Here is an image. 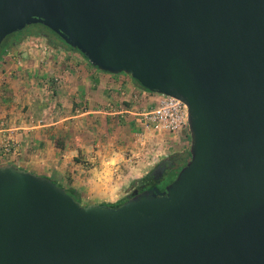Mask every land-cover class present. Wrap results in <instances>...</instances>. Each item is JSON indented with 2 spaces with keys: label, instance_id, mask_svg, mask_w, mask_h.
I'll return each instance as SVG.
<instances>
[{
  "label": "water",
  "instance_id": "obj_1",
  "mask_svg": "<svg viewBox=\"0 0 264 264\" xmlns=\"http://www.w3.org/2000/svg\"><path fill=\"white\" fill-rule=\"evenodd\" d=\"M37 24L184 103L189 160L117 207L0 166V264H264V0H0V46Z\"/></svg>",
  "mask_w": 264,
  "mask_h": 264
},
{
  "label": "crops",
  "instance_id": "obj_2",
  "mask_svg": "<svg viewBox=\"0 0 264 264\" xmlns=\"http://www.w3.org/2000/svg\"><path fill=\"white\" fill-rule=\"evenodd\" d=\"M49 46L15 43L5 49L0 59L3 64L0 67V143L9 139L13 144L10 154L3 155L0 151V166L14 165L49 178L65 191L80 192L81 185L68 183L76 173L68 175L61 172V168L68 167L69 161L76 162L77 152L80 155L86 153L79 144L75 145L79 149L72 148L70 138L66 140L69 127L77 122L75 119H79L80 126L93 128L92 122H98L94 118L100 117V121L108 126L113 116L121 113L129 117L142 116L143 113L138 114L134 109L144 102L154 108L158 96L143 89L128 75L96 69L74 50ZM56 79L59 83L55 82ZM34 82L42 83L39 84L43 87L41 91L47 97L56 98L63 116L59 119L52 117L44 124L32 123L40 113L39 103L32 99ZM180 136L183 147L189 144V132L185 130L171 139L175 141ZM56 142L63 147H56ZM189 147L190 144L188 156ZM182 161L187 162L185 159ZM77 164L73 170L78 169ZM81 193L86 192L82 190Z\"/></svg>",
  "mask_w": 264,
  "mask_h": 264
},
{
  "label": "rangeland",
  "instance_id": "obj_3",
  "mask_svg": "<svg viewBox=\"0 0 264 264\" xmlns=\"http://www.w3.org/2000/svg\"><path fill=\"white\" fill-rule=\"evenodd\" d=\"M33 27L40 26H28L25 28V32L20 37L21 40L19 42L50 45V48H52L50 42H53V46L68 49L53 32L46 29L42 31L43 37L28 36L29 32L27 30ZM18 33H14L15 35L8 37L10 39L7 38L4 43L2 42L3 46L0 48V53L4 46L15 44L12 38L17 36ZM74 53L85 59L78 51L74 50ZM1 66L3 64L0 62ZM39 84L34 82L32 85L34 87L32 99L39 103L40 112L35 119H32L33 124L48 123L52 117L59 119L64 115L62 107L59 108L58 103H56V98L47 97L46 93L41 91L43 89L42 85ZM4 96L6 99L8 98L7 95ZM152 109L148 102H144L134 110L136 113L142 114ZM43 110L45 111L42 112ZM141 118V115L129 117L128 114L121 113V115L113 116V120L107 124L108 126L100 121L102 118L97 117L94 119L98 120V122H92L93 128L85 125L80 126L78 124L80 123L79 119H75L77 120L76 124L74 123V125L69 127L67 131L69 137L66 140L70 138L72 148L79 144L80 148L85 150L86 153L85 155H80V152H77V156L74 157L76 162L69 161L68 167H65V169L61 168V172L68 175H71L72 172L76 173L73 178L70 177L68 183L70 185H81L82 190L86 193L82 194V190L80 192H75L71 189L66 191H74L77 197L69 195L81 205L115 204L126 199L133 189L141 185L144 182L143 179L151 173L157 163L169 157H181L185 161L189 160L188 146L190 141L189 144L186 143L183 147L181 145V136L173 141L171 139L172 134H162L160 136L149 134L144 130ZM76 149H79V147ZM9 158H7V161H10ZM76 163H78V169L73 170ZM184 164V161H182L177 171ZM173 175V173H168L166 177L169 176L171 178ZM55 184L62 187L58 183ZM67 189L69 188L67 187Z\"/></svg>",
  "mask_w": 264,
  "mask_h": 264
},
{
  "label": "built area",
  "instance_id": "obj_4",
  "mask_svg": "<svg viewBox=\"0 0 264 264\" xmlns=\"http://www.w3.org/2000/svg\"><path fill=\"white\" fill-rule=\"evenodd\" d=\"M59 83V79H56ZM156 106L142 114L144 130L152 135L162 134L175 135L181 131H188L187 107L180 100L171 97L158 95ZM13 149L11 140H3L0 143V151L8 155Z\"/></svg>",
  "mask_w": 264,
  "mask_h": 264
},
{
  "label": "flooded vegetation",
  "instance_id": "obj_5",
  "mask_svg": "<svg viewBox=\"0 0 264 264\" xmlns=\"http://www.w3.org/2000/svg\"><path fill=\"white\" fill-rule=\"evenodd\" d=\"M182 160H184L181 157H169L165 160L161 161L163 162V165L156 169L157 165L160 163H157L154 168L151 170V173L148 175L149 179L145 180L141 185H139L137 188L133 189L137 190L138 192H142L145 190H150L152 188H157L160 192H163L165 187L171 183L174 178L176 177L178 171V167L181 165ZM186 163V162H185ZM155 170V172H154ZM168 173H173V177L169 178L166 177ZM131 192V193H132ZM131 193L127 196L126 199H128L131 195Z\"/></svg>",
  "mask_w": 264,
  "mask_h": 264
},
{
  "label": "trees",
  "instance_id": "obj_6",
  "mask_svg": "<svg viewBox=\"0 0 264 264\" xmlns=\"http://www.w3.org/2000/svg\"><path fill=\"white\" fill-rule=\"evenodd\" d=\"M32 26H40V27H42V28H40V27H33L32 29H28L27 31L29 32L28 33V36H31V37H35V38H39V37H43L44 35H43V30H48V31H50L49 29H47L46 27H44V26H42V25H40V24H37V25H31V26H29V27H32ZM27 28V27H26ZM44 28V29H43ZM25 30V29H24ZM24 30H22V31H20L18 34H17V36H15V37H13L12 39H14V43H19V41L21 40L20 39V37H22V35H23V33L25 32ZM32 31V32H31ZM51 32V31H50ZM16 34V33H15ZM15 34H11V35H15ZM11 35H9V36H7L4 40H3V43L7 40V38L8 37H10ZM57 36V35H56ZM57 38L58 39H60L58 36H57ZM8 39H10V38H8ZM61 40V39H60ZM62 41V40H61ZM3 43L1 44V46H3ZM51 43V45H54L53 44V42H50ZM65 45V44H64ZM1 46H0V48H1ZM65 46H67V45H65ZM7 47H9V46H4L3 47V49H2V52L0 53V59H1V57L3 56V54L5 53V49L7 48ZM69 49H71L69 46H67ZM71 50H74V49H71ZM77 51V50H76ZM86 59V58H85ZM135 81V80H134ZM136 82V81H135ZM137 83V82H136ZM146 90V89H145ZM56 147H58V148H62L63 147V145L62 144H60V143H57L56 142ZM185 165V164H184ZM183 165V166H184ZM147 179H149V176H146L144 179H143V181H145V180H147ZM68 194H70V195H72V196H74V197H77L76 196V194L73 192V191H66ZM127 199H124V200H122V201H119V202H117V203H115V204H107L108 206H110V207H117V206H119V205H121L122 203H124L125 201H126Z\"/></svg>",
  "mask_w": 264,
  "mask_h": 264
}]
</instances>
